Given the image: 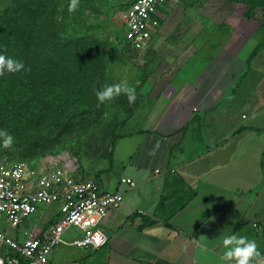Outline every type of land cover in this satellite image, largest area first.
Returning <instances> with one entry per match:
<instances>
[{"label": "crops", "instance_id": "1", "mask_svg": "<svg viewBox=\"0 0 264 264\" xmlns=\"http://www.w3.org/2000/svg\"><path fill=\"white\" fill-rule=\"evenodd\" d=\"M216 2L159 6L145 46H131L147 110L96 178L122 203L100 224L104 246L56 249L51 264H220L225 233L255 240L264 264V8Z\"/></svg>", "mask_w": 264, "mask_h": 264}, {"label": "rangeland", "instance_id": "2", "mask_svg": "<svg viewBox=\"0 0 264 264\" xmlns=\"http://www.w3.org/2000/svg\"><path fill=\"white\" fill-rule=\"evenodd\" d=\"M48 1L41 7L46 12L41 24L49 35L48 40L57 42L59 53L50 60L46 43L42 42L34 65L36 70H24L18 84L14 73H9L0 86V107L7 121L5 130L15 137L13 147H0V154L8 156L12 162L22 159L33 163L42 155L66 150L79 164L73 177L94 179L107 159L113 128L116 132L133 129V116H138L142 109L147 110L139 91L140 64L130 58L132 47L124 38L121 14L128 0H80L74 13L68 12L70 0ZM202 1L217 3V0H192L193 3ZM233 1L245 10L264 8V0ZM50 12L53 18H49ZM73 49H85L89 53L86 57L82 55L85 59L79 61L85 64L88 78L80 80L83 90L77 93L71 91L76 82L73 74L62 73L76 64L70 52ZM25 62L32 65L33 61L26 58ZM122 79H127L128 85L135 89V103L130 104L127 96L121 94L101 104L96 91ZM39 207L46 208L41 218L35 213L18 229L6 222H2L0 229L20 240L40 235L56 210L45 205ZM26 225L30 228L36 225V230L25 234ZM82 235L80 229L70 228L63 238L70 242ZM56 249L64 250L62 255L67 259L85 250L64 244L56 245L52 252ZM6 252L11 250L3 245L0 254Z\"/></svg>", "mask_w": 264, "mask_h": 264}, {"label": "built area", "instance_id": "3", "mask_svg": "<svg viewBox=\"0 0 264 264\" xmlns=\"http://www.w3.org/2000/svg\"><path fill=\"white\" fill-rule=\"evenodd\" d=\"M174 1L128 0L121 19L129 45L145 46L159 25L158 7ZM78 167L77 159L66 150L45 154L35 165L0 156V225L6 222L18 229L30 215L39 213L40 205H56L55 215L38 236L20 240L0 229V253L3 245L11 250L0 254V264H51L49 254L56 245L96 249L107 243L100 224L110 208L122 203V193L104 192L94 179L73 177ZM120 182L135 185L128 177ZM70 228L80 229L82 237L66 241L63 235Z\"/></svg>", "mask_w": 264, "mask_h": 264}, {"label": "trees", "instance_id": "4", "mask_svg": "<svg viewBox=\"0 0 264 264\" xmlns=\"http://www.w3.org/2000/svg\"><path fill=\"white\" fill-rule=\"evenodd\" d=\"M43 3L48 4L49 1L0 0V54L11 56L22 61L24 65L26 64L25 70H36L34 65L39 55V46L42 42L46 43V51L50 55V60L51 58H54L57 53H59V50L57 49V42L48 40L49 35L45 34L46 30H43L42 28L41 19L46 14L45 10H41ZM53 16V13L50 12L49 18H53ZM70 52L71 55H74L76 66L74 65L75 67L73 66L67 73L64 71H62V73L65 75L73 74L74 82H76L73 85L71 91L73 93H77L83 90L80 80H83L85 77L88 78V76L85 75V64L83 62L79 64V61H83L86 56H89V53L85 49H73ZM82 55H85V57H82ZM26 58H30L33 61L32 65L25 62ZM130 58L132 59V56H130ZM23 71L24 70L14 73L15 78L18 79L16 82L17 84L20 83V79L23 77ZM8 74L9 73H5L4 75L0 76V86L7 80V77H9ZM34 76L35 73H33L32 77ZM35 84L36 83H34V85ZM6 127L7 121L5 112L0 107V129H6ZM118 137L119 136L117 132L113 128L110 137L109 149L107 152L109 167L107 169H100L97 171L96 177L94 178V180L97 182L98 180L96 178H98L100 172L107 171L111 167L112 152L115 141ZM0 156L6 155L0 154ZM42 156L37 158V160L33 163H30L27 160L24 161L30 165H35ZM7 158L12 162L11 158L8 156Z\"/></svg>", "mask_w": 264, "mask_h": 264}, {"label": "clouds", "instance_id": "5", "mask_svg": "<svg viewBox=\"0 0 264 264\" xmlns=\"http://www.w3.org/2000/svg\"><path fill=\"white\" fill-rule=\"evenodd\" d=\"M80 0H70L68 12L74 13L79 7ZM25 70L22 61L11 56L0 54V76L5 73H18ZM125 94L130 104L135 103L137 97L135 89L128 85L127 79H122L119 83L106 85L96 91L98 101L103 104L111 101L115 97ZM15 143V137L5 129H0V147L11 149ZM225 251L220 256V264H253L256 257L260 255L255 240H251L244 235L235 233H225L222 240ZM206 250V249H205Z\"/></svg>", "mask_w": 264, "mask_h": 264}]
</instances>
